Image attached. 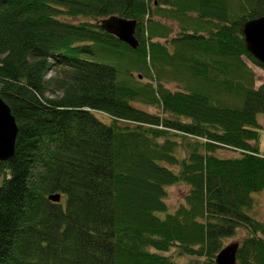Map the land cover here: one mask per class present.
I'll use <instances>...</instances> for the list:
<instances>
[{
	"label": "trees",
	"instance_id": "16d2710c",
	"mask_svg": "<svg viewBox=\"0 0 264 264\" xmlns=\"http://www.w3.org/2000/svg\"><path fill=\"white\" fill-rule=\"evenodd\" d=\"M263 15L264 0H0L18 125L0 264H217L240 231L236 264H264V83L248 62L264 65L241 32ZM111 16L137 21V49L101 28Z\"/></svg>",
	"mask_w": 264,
	"mask_h": 264
},
{
	"label": "water",
	"instance_id": "95a60500",
	"mask_svg": "<svg viewBox=\"0 0 264 264\" xmlns=\"http://www.w3.org/2000/svg\"><path fill=\"white\" fill-rule=\"evenodd\" d=\"M101 28L115 36L132 49H137L139 41L136 38L137 21L111 16L100 22ZM247 51L262 65H264V15L249 20L241 27ZM18 135V125L10 107L0 97V164L10 160L15 154ZM49 200L58 203L61 195L55 194ZM240 243L235 242L225 246L217 255V264H236Z\"/></svg>",
	"mask_w": 264,
	"mask_h": 264
},
{
	"label": "rangeland",
	"instance_id": "374dc122",
	"mask_svg": "<svg viewBox=\"0 0 264 264\" xmlns=\"http://www.w3.org/2000/svg\"><path fill=\"white\" fill-rule=\"evenodd\" d=\"M249 66L252 68L256 75V88H258L260 85L264 83V69L254 65L251 62H248ZM129 80V76H126V74L121 73L120 78ZM144 83L151 82L150 78H142ZM167 87H169L172 90H176V84L175 83H166ZM138 106L142 108H147L148 110L152 112H156V110L152 107H147L144 104L137 103ZM258 121V127L257 130L259 132L260 138L258 142L259 151L262 155H264V113H260L257 116ZM221 154L224 156H234L236 153H232L229 151H220ZM189 191V188H187L185 185H179V186H173L168 189V197H167V203L169 207L173 210L175 209L181 202H183V199L186 195V193ZM257 204L255 205V208L253 211H255L256 216L261 220L264 221V196L263 195H257L256 196ZM164 215H162L163 217ZM243 231H240L239 235L237 237L231 238L226 242V246L235 242H240L241 238L243 237ZM173 254V253H172ZM191 258L188 257H181L177 258L180 264H187L190 261Z\"/></svg>",
	"mask_w": 264,
	"mask_h": 264
}]
</instances>
